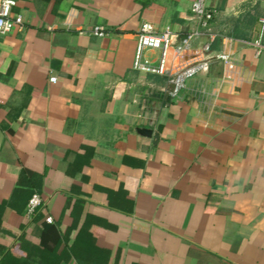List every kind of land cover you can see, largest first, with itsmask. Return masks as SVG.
Instances as JSON below:
<instances>
[{"label":"crops","instance_id":"crops-1","mask_svg":"<svg viewBox=\"0 0 264 264\" xmlns=\"http://www.w3.org/2000/svg\"><path fill=\"white\" fill-rule=\"evenodd\" d=\"M11 1L21 27L0 35V259L264 264V0H206V29L192 0ZM141 23L169 27L185 57L229 54L234 71L212 58L172 97L167 76L132 68Z\"/></svg>","mask_w":264,"mask_h":264},{"label":"built area","instance_id":"built-area-1","mask_svg":"<svg viewBox=\"0 0 264 264\" xmlns=\"http://www.w3.org/2000/svg\"><path fill=\"white\" fill-rule=\"evenodd\" d=\"M11 0L0 1V35L9 33L14 29H20L21 18L14 16L11 13ZM191 12L198 21L200 29H206L208 22L213 16V10L206 5V0H192ZM79 34H84L79 31ZM90 34L96 37H103L105 32L98 27H94ZM196 32L189 35V38H194ZM259 47L258 44L255 45ZM188 42L182 45L174 44V35L169 27H164L160 31L155 29L148 23H141L135 33V52L132 62V68L137 71L165 75L171 84L170 95L175 97L181 90L185 88L186 81L193 76L205 72L208 67V62L213 58L220 61L224 67V77L230 78L231 73L235 69V63L232 57L226 53H219L213 57H203L192 55L185 57L186 51L191 50ZM200 53L208 50V44H203L199 48ZM146 51H157L158 56L155 63H151L144 58ZM54 82V78L49 79ZM40 198L33 194L28 199L25 212L28 216H33L37 207L40 206ZM49 222V219L46 218Z\"/></svg>","mask_w":264,"mask_h":264},{"label":"water","instance_id":"water-1","mask_svg":"<svg viewBox=\"0 0 264 264\" xmlns=\"http://www.w3.org/2000/svg\"><path fill=\"white\" fill-rule=\"evenodd\" d=\"M136 133L142 137H146L152 140V144H155L157 141V134L152 132L150 129L145 128H136Z\"/></svg>","mask_w":264,"mask_h":264},{"label":"trees","instance_id":"trees-1","mask_svg":"<svg viewBox=\"0 0 264 264\" xmlns=\"http://www.w3.org/2000/svg\"><path fill=\"white\" fill-rule=\"evenodd\" d=\"M31 195H29L30 197ZM28 197V199H29ZM27 199V201H28ZM20 248V246H19ZM0 264H19V260L13 256H11L10 252L7 251L6 253L3 254V256L0 259Z\"/></svg>","mask_w":264,"mask_h":264}]
</instances>
